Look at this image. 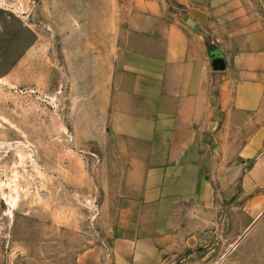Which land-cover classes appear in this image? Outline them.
Here are the masks:
<instances>
[{
    "label": "rangeland",
    "instance_id": "374dc122",
    "mask_svg": "<svg viewBox=\"0 0 264 264\" xmlns=\"http://www.w3.org/2000/svg\"><path fill=\"white\" fill-rule=\"evenodd\" d=\"M126 8L0 0V264H114L118 148L129 146L114 115L133 81L119 70L139 44ZM261 196L239 184L165 222L150 215L149 231H179L180 250L151 264H264Z\"/></svg>",
    "mask_w": 264,
    "mask_h": 264
},
{
    "label": "crops",
    "instance_id": "0c3cea01",
    "mask_svg": "<svg viewBox=\"0 0 264 264\" xmlns=\"http://www.w3.org/2000/svg\"><path fill=\"white\" fill-rule=\"evenodd\" d=\"M106 1L127 6L117 12L139 38L132 67L119 70L133 81L114 115L129 146L118 148L126 162L111 253L114 264H151L180 250L179 231H149L150 215L165 222L239 184L264 199V0ZM213 56L224 71H213Z\"/></svg>",
    "mask_w": 264,
    "mask_h": 264
},
{
    "label": "water",
    "instance_id": "95a60500",
    "mask_svg": "<svg viewBox=\"0 0 264 264\" xmlns=\"http://www.w3.org/2000/svg\"><path fill=\"white\" fill-rule=\"evenodd\" d=\"M212 69L213 71L215 72H221V71H224L226 66H225V61L222 57L220 56H213V59H212Z\"/></svg>",
    "mask_w": 264,
    "mask_h": 264
}]
</instances>
